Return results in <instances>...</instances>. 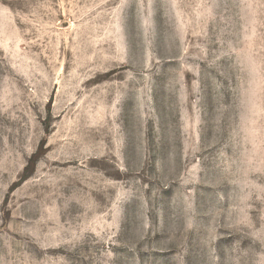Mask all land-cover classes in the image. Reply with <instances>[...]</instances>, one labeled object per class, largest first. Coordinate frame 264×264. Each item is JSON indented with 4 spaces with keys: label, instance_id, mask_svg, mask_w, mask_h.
<instances>
[{
    "label": "rangeland",
    "instance_id": "374dc122",
    "mask_svg": "<svg viewBox=\"0 0 264 264\" xmlns=\"http://www.w3.org/2000/svg\"><path fill=\"white\" fill-rule=\"evenodd\" d=\"M0 264H264V0H0Z\"/></svg>",
    "mask_w": 264,
    "mask_h": 264
}]
</instances>
